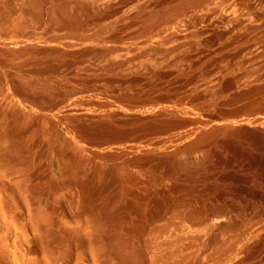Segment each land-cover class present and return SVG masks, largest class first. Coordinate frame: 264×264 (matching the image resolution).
Listing matches in <instances>:
<instances>
[{"label":"rangeland","instance_id":"rangeland-1","mask_svg":"<svg viewBox=\"0 0 264 264\" xmlns=\"http://www.w3.org/2000/svg\"><path fill=\"white\" fill-rule=\"evenodd\" d=\"M0 142L53 264H264V0H0Z\"/></svg>","mask_w":264,"mask_h":264},{"label":"bare ground","instance_id":"bare-ground-1","mask_svg":"<svg viewBox=\"0 0 264 264\" xmlns=\"http://www.w3.org/2000/svg\"><path fill=\"white\" fill-rule=\"evenodd\" d=\"M6 146V142H0V264H53L49 253L38 243L42 223L50 219V212L45 208L28 209L26 218L21 220L20 176L9 178V169L3 163Z\"/></svg>","mask_w":264,"mask_h":264}]
</instances>
